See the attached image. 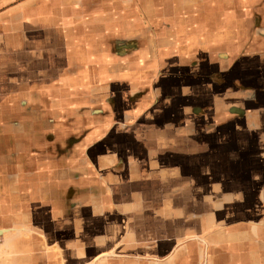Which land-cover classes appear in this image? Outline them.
Returning a JSON list of instances; mask_svg holds the SVG:
<instances>
[{"label": "crops", "instance_id": "crops-1", "mask_svg": "<svg viewBox=\"0 0 264 264\" xmlns=\"http://www.w3.org/2000/svg\"><path fill=\"white\" fill-rule=\"evenodd\" d=\"M2 45L0 99L18 85L27 116L0 119L1 138L21 131L23 139L15 153L0 156V189L4 179L12 195L0 192L2 264L34 239L29 218L41 219L35 211L45 200L59 206L56 192L63 191L53 180L38 183L31 201L29 184H17L21 171L10 164L43 159L54 172L48 149L66 142L68 165L56 171L63 179L122 168L104 189L84 187L85 216L113 205L148 218L146 202L163 204V221L177 231L165 240L168 254L193 239L201 264H264V0H0ZM232 108L242 118L224 126L193 116ZM85 117L96 121L86 127ZM221 130L229 137L215 139L214 149L198 140ZM46 133L54 134L49 144L42 143ZM124 170L147 181L139 182L144 200L115 194ZM20 195H30L21 208L14 202ZM128 222L120 215L99 224L97 243L112 227L111 240L121 242L117 236L131 235L121 227ZM36 234L49 244L43 231Z\"/></svg>", "mask_w": 264, "mask_h": 264}, {"label": "rangeland", "instance_id": "rangeland-1", "mask_svg": "<svg viewBox=\"0 0 264 264\" xmlns=\"http://www.w3.org/2000/svg\"><path fill=\"white\" fill-rule=\"evenodd\" d=\"M0 47H3V45ZM128 49H131V47H125V50ZM8 70L10 69L2 70L1 75H3V77L7 76V73L10 72ZM12 72H14V70ZM240 85V87H244L243 84ZM15 86V90H12L11 93H7L4 98L0 99V119L2 124L3 122H8L9 119L12 120L14 118L18 120L22 117H27L22 113V98L15 97L17 94H21V89L18 85ZM203 86L208 88L207 82H204ZM196 101L201 104L198 100ZM205 108L206 107H204L203 110H205ZM202 115H200V117L197 115L193 116L198 124H206L208 126H224L227 123L235 122L237 118H242L240 113L226 109H222L218 111V113L216 112V114H209L207 117L204 116V114ZM84 121L87 127L92 125L96 119L93 117H85ZM46 134L47 135L43 136V144H49V138L54 135L52 133ZM20 135L21 131H12L8 137H0V156H6V154L10 156L18 150L21 141L23 140ZM104 135L103 132H100L99 138L103 139ZM215 135L202 133L199 135L198 140L200 143L206 142L209 147L214 149L213 146L217 145L219 141L224 142V140L229 137L228 134L223 132V130L219 131L216 136ZM149 141L150 140L147 136L143 149L150 148ZM26 143H31V141H26ZM69 146L68 142H66L65 144H58L56 148L48 149L52 151L54 156H56L57 164L54 172L48 163H46L47 161L43 159H39V161H36L34 164L30 163L28 166L26 165V168L19 162H15V157L13 164H10L13 170L21 171L17 174L19 177L17 184L21 185L24 182L29 184L28 190L31 195H29L31 201L33 197L32 193L34 191L37 192L38 185H41L43 182L46 184L48 181L53 180L54 184H61V188L64 192L62 191L61 197H59V193L56 192V197L59 199V206L57 205V207L52 202H48L47 200H45V202L43 201L45 204L42 206V209L35 211V215L41 216L39 221L29 218L27 227L29 226V228L34 231V239L29 237V242H24L26 245L22 247L21 252L15 250L12 251L13 258L11 257L10 261L8 260V264H201V258H199L200 244L193 239H186L178 248L175 255L171 254V252L168 254L167 250L169 249V246L165 240L168 236L173 237L174 234L172 232H174L175 229L173 230L161 217L165 212V206L163 204L152 203L146 199V201H148L146 202L148 211H151L149 212L151 215H149L150 217L148 218H144L143 213L139 212L136 214L131 211H122L120 209L121 206L116 207L113 205L105 207L104 211L96 215L85 216L84 208L86 204V196L83 191L84 187L88 185L104 189L106 187V182H113V169L119 170L122 168L118 165L112 167L105 165L104 169L101 170V173L96 175L93 179L91 176L88 177V175L85 174L75 175V173L68 176L67 179H63L59 177V173H56V171L64 168L66 164L68 165L65 159L67 153H69ZM99 164V161L95 159V167ZM23 168L30 171L33 170V172H22ZM143 169L147 170L148 167L144 164ZM124 174H126V180L121 182V185L114 183L115 194L118 195L119 193H122L131 201H135V198L136 200L142 199L144 196L143 186L147 181H140L138 176L137 179L134 180V177L128 171H125ZM100 176H103L104 180H101L99 178ZM32 177H38L39 179H32ZM51 177L52 179H49ZM2 182L3 187L0 189V192L3 190L4 193L11 195L5 185L6 183L4 182V179ZM139 182H143L141 184L143 186H140ZM210 185L211 184L208 185V183H206L203 188L207 191ZM52 187L54 188L53 185ZM29 196L27 195L24 198L23 195L14 196V199H16L14 202H17L20 206L19 208H21L22 203H26ZM50 207H54V209L56 207L55 212L51 210ZM29 213L33 214L31 210ZM54 213L57 214L54 215ZM9 214H12V211ZM120 215L129 221L126 227L124 224L121 227L122 229H126V231L128 230L131 235L126 234L125 237L119 235L117 236V239H120L119 241L121 242H113L111 238L116 231L112 227L109 228V233L107 232L105 240L102 241L101 244L97 243L99 240V234L97 233L100 230L97 226L101 223L117 219ZM156 216L157 219L155 218ZM15 219L16 222L21 225L22 221L20 213L15 216ZM202 220L205 219H201V221ZM54 224L57 225L56 227H58V229H55ZM37 228L43 231L49 244H46V242L43 241V238L36 234ZM87 229H94L95 233H85L84 230ZM213 230L214 229L212 228L205 233L211 236L213 234L210 232ZM64 231L72 233H70L69 236H64L65 233H67ZM176 232L177 231L175 230V233ZM71 236L72 238H70ZM58 237H60V240H56ZM0 238L3 240L1 236ZM51 243L56 245L53 246ZM175 249L176 248H174V250ZM250 249H254V246H250ZM162 253L166 254L163 255Z\"/></svg>", "mask_w": 264, "mask_h": 264}, {"label": "water", "instance_id": "water-1", "mask_svg": "<svg viewBox=\"0 0 264 264\" xmlns=\"http://www.w3.org/2000/svg\"><path fill=\"white\" fill-rule=\"evenodd\" d=\"M231 111H232V112L241 113V111H240L238 108H232Z\"/></svg>", "mask_w": 264, "mask_h": 264}, {"label": "bare ground", "instance_id": "bare-ground-1", "mask_svg": "<svg viewBox=\"0 0 264 264\" xmlns=\"http://www.w3.org/2000/svg\"><path fill=\"white\" fill-rule=\"evenodd\" d=\"M3 232L5 233L6 231H4V230L1 231V230H0V234H3Z\"/></svg>", "mask_w": 264, "mask_h": 264}, {"label": "flooded vegetation", "instance_id": "flooded-vegetation-1", "mask_svg": "<svg viewBox=\"0 0 264 264\" xmlns=\"http://www.w3.org/2000/svg\"><path fill=\"white\" fill-rule=\"evenodd\" d=\"M1 235V234H0ZM0 264H2L1 262H0Z\"/></svg>", "mask_w": 264, "mask_h": 264}]
</instances>
